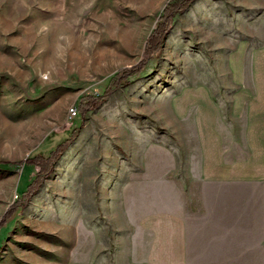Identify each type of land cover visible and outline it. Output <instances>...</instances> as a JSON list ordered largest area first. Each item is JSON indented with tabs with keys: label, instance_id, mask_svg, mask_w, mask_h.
<instances>
[{
	"label": "rangeland",
	"instance_id": "1",
	"mask_svg": "<svg viewBox=\"0 0 264 264\" xmlns=\"http://www.w3.org/2000/svg\"><path fill=\"white\" fill-rule=\"evenodd\" d=\"M169 1L0 0V264H147L141 223L182 204L183 154L169 126L184 92L219 87L231 79L222 60L264 47V0H195L140 76L82 116L83 98L146 60ZM75 132L2 223L36 178L32 159Z\"/></svg>",
	"mask_w": 264,
	"mask_h": 264
},
{
	"label": "crops",
	"instance_id": "2",
	"mask_svg": "<svg viewBox=\"0 0 264 264\" xmlns=\"http://www.w3.org/2000/svg\"><path fill=\"white\" fill-rule=\"evenodd\" d=\"M259 47L252 57L243 52L244 59L240 54L236 61L222 60L231 79L219 87L201 82L184 92L169 126L183 154L182 204L141 223L151 234L147 264H264V47Z\"/></svg>",
	"mask_w": 264,
	"mask_h": 264
},
{
	"label": "trees",
	"instance_id": "3",
	"mask_svg": "<svg viewBox=\"0 0 264 264\" xmlns=\"http://www.w3.org/2000/svg\"><path fill=\"white\" fill-rule=\"evenodd\" d=\"M195 0H170L167 8L161 17V22L158 28L150 36L146 45V60H144L139 66L124 70L117 73L111 80L108 87L105 89L102 95L97 96H87L82 99L79 105V111L82 116H85L88 112L92 110H97L102 106L112 95L119 89L124 88L129 84V79L133 77H139L142 71H144L147 61L152 57H157L162 49L165 37L168 35L173 26L174 18L186 11L189 6ZM79 133V132H78ZM75 132L72 138L61 144L55 151L51 152L49 156L37 155L32 160V167L37 169L36 178L32 184L29 185L27 192L23 195V201L16 204L5 216L2 223L7 222L11 217H13L18 210L23 209L27 206L28 201L35 195L38 189L41 187L43 181L49 177L53 172L54 165L60 160L62 155L67 151L70 146L71 141H73L77 135Z\"/></svg>",
	"mask_w": 264,
	"mask_h": 264
},
{
	"label": "built area",
	"instance_id": "4",
	"mask_svg": "<svg viewBox=\"0 0 264 264\" xmlns=\"http://www.w3.org/2000/svg\"><path fill=\"white\" fill-rule=\"evenodd\" d=\"M72 113H73V115H74V116H76V115H77V112H76V110H72Z\"/></svg>",
	"mask_w": 264,
	"mask_h": 264
}]
</instances>
